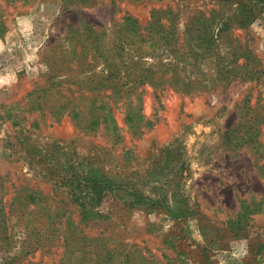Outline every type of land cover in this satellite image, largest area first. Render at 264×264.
<instances>
[{"label": "rangeland", "instance_id": "rangeland-1", "mask_svg": "<svg viewBox=\"0 0 264 264\" xmlns=\"http://www.w3.org/2000/svg\"><path fill=\"white\" fill-rule=\"evenodd\" d=\"M240 1L0 0V264H264V128L232 133L264 81L196 31L238 18V63L264 65ZM56 229L63 260L37 241Z\"/></svg>", "mask_w": 264, "mask_h": 264}, {"label": "trees", "instance_id": "trees-1", "mask_svg": "<svg viewBox=\"0 0 264 264\" xmlns=\"http://www.w3.org/2000/svg\"><path fill=\"white\" fill-rule=\"evenodd\" d=\"M264 8V0H247V1H240L239 3V10L243 11V9H249V12L255 14V13H260ZM151 13V16L153 15V10ZM213 17H211L210 19H212ZM238 20V22H237ZM244 21H239L238 18H233V17H229L225 20H221L220 23L218 24L219 27L217 28L216 25V29L215 32L213 30V25L214 23L210 20H207V24L203 25L202 28H197L196 31L198 30H203V35L201 37V35H199L198 39H203V37L208 33L211 34L209 37H204V38H209V40L211 42H214V39L217 37V39L219 38V36H221L223 31H226L228 33V46L230 48V53H231V62L234 64L235 68H237L238 70L244 72L242 73V75H240V78L242 80H246L248 78L253 79L255 77V81L259 82V81H264V65H262V62L260 60L257 59L256 56L252 57L250 62H249V57H246L243 61H241L240 63H238V58L239 55H246V54H250L252 53L248 46L246 45V42L244 43L245 45L243 46H239L238 40L236 38V34H233V28L235 25H237V27L239 29L243 28L246 24L243 23ZM209 24V25H208ZM249 24V23H247ZM195 24L193 23H188L187 25V29H186V33L188 35H191V33L194 31ZM216 31H218V33H216ZM236 41V44H234L233 42ZM211 45H213V43H211ZM238 48V50H237ZM237 50V51H236ZM240 50V51H239ZM250 76V77H248ZM252 112V110H251ZM135 118V117H134ZM137 121V120H136ZM135 121V122H136ZM262 127L264 128V118L261 117H257L254 120L251 119H247V118H242L240 120V122L236 125V127L232 130V133L238 135L239 141L236 142V144H239L240 141H242L244 143V145H254L253 147L259 145L262 146L261 143H259L258 141V137L262 134ZM242 135V136H241ZM241 136V137H240ZM29 198H32V195L29 196ZM35 220H26V233L28 235L33 236V234H36L37 232H34V229L30 228V224L32 222H34ZM39 235V234H38ZM73 234L71 235L70 232H68L67 230H60V229H56L52 232V235L49 237H44L43 240H41L40 237H38L37 241L39 243V246L41 248L44 247L45 243L49 246H56L57 249H62V257L61 259H65L67 258V256L69 255V251L71 250V245L72 242L74 241L73 239ZM86 237V236H84ZM83 238V237H82ZM88 239H90L88 237ZM95 238H92L90 240H97ZM27 240H29L27 238ZM41 242L43 244H41ZM53 242V243H52ZM116 250L114 249L111 251H108L106 254H101V253H94L93 256L94 258H88L89 253H86L85 256L82 257V264H91L93 263L94 260H100L102 257H107V258H115L119 259V256H115L116 253H114ZM63 264V263H61Z\"/></svg>", "mask_w": 264, "mask_h": 264}]
</instances>
